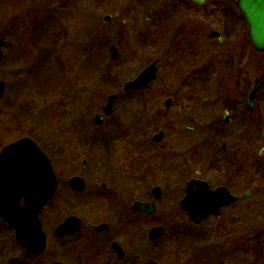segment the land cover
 <instances>
[{
  "label": "flooded vegetation",
  "instance_id": "flooded-vegetation-1",
  "mask_svg": "<svg viewBox=\"0 0 264 264\" xmlns=\"http://www.w3.org/2000/svg\"><path fill=\"white\" fill-rule=\"evenodd\" d=\"M94 1L97 7L112 6L113 3V0ZM148 1L151 4L146 5L156 11L157 25L171 27L173 30L171 37L160 36V40L165 38V41L161 42L164 44L162 55L153 60L157 62L156 74L149 83L125 88V83L138 77L153 62L151 61L136 75L126 79L111 93L116 95L112 113L104 114L102 122L98 123L95 121L96 115L103 113L102 107L93 121L96 125H102L106 117L113 115L115 105L121 103L130 110L138 108L139 121L156 125H141L139 130L134 127L133 131L124 134L121 141L124 155L114 154L123 161V165L111 163L101 167L97 164L90 171L68 165L63 176L58 175L54 168L57 177L54 196L38 213L42 231L46 236L45 246L40 254L27 249L16 238L13 226L0 215V264H228L226 242L223 238L219 245L205 244L196 248L193 254V250H188L186 243H178L180 241L177 240V235H188L196 231L205 234V230L201 229L204 223H209L208 229L222 236L233 229L237 232L239 205L244 199L221 206L217 214L213 212L199 222L190 219L189 210L182 203L188 194L186 187L194 179L206 182L211 190L226 188L230 194L236 196L249 191L250 197L255 190L264 194V187L258 185L262 181L258 177L263 178L264 175V75L255 72L257 55L264 54V51L256 50L250 41L249 24L240 11L239 0ZM118 16V13L107 14L103 17V23L114 18L120 24L126 22ZM106 17L109 18L106 20ZM211 17L217 26L207 31ZM224 27L236 31L243 28L247 30L245 35L233 36V42L241 41L244 49L236 47L233 55L229 52V65H226V69L230 67V72L225 69L224 83L217 86L211 82V59L201 41L206 32L210 39H216L218 43L227 41L228 37L222 31ZM212 30L217 34H212ZM0 34L3 54L0 81L5 84L0 98L2 104L9 87L7 75L3 73L4 63L18 52L19 46L17 38L9 40L2 31ZM233 37L228 40H234ZM113 43L109 47L114 45L118 49L119 57L120 48ZM219 55L222 56L221 53ZM163 65L168 67V74L173 76L191 69L187 80L195 81V76H199L204 82L200 85L192 83L197 87L193 94L188 90L191 85L187 81L176 85L177 87L163 83L153 90L151 82L158 77ZM253 78L254 81L259 80V87L254 98L250 99ZM201 89L207 99L204 106L197 107L198 104L195 106L193 98L195 92ZM153 96L160 99H152ZM196 108L203 114L199 115ZM201 122L205 124L204 131L198 134L195 129ZM234 122L235 130L228 129ZM17 129V123L8 112L0 111V155L6 146L22 138H30L43 154L50 157L47 148L32 132L19 136ZM197 134L201 137L200 142L194 136ZM90 136L91 140L86 145L88 153L91 152L93 156L94 145L100 139L102 143L104 141L98 134ZM202 147L213 151L220 159L228 157L233 163L224 165L218 161L196 162L199 160H195L194 156ZM114 150L113 148L111 151L115 153ZM9 161V157L4 158L0 164V201H9L12 198V202L13 185L18 182L19 173L9 167ZM80 163L82 169L88 166L86 159ZM244 172H249L252 183L257 184L256 187L242 192ZM147 173L157 174V180H146ZM31 175L30 192L40 197L41 189L36 190V185L42 182L44 175L38 171ZM58 193L59 210L50 214V203ZM17 194L20 195L19 205L23 206L27 200L23 196L24 190L21 193L17 191ZM100 205L105 206L106 211L102 216L98 213ZM232 207H235L234 212L229 211ZM68 218H72L66 227L68 230L64 234H56L58 226ZM159 227L162 228L161 233L152 231ZM4 230L13 233L18 248L28 256L27 259L16 256L1 258V237ZM169 234L173 235L176 242L173 245L163 244L162 240ZM240 246L241 244L239 248ZM241 249L239 254H242ZM253 252L251 260L239 258L237 264H264V245L254 246Z\"/></svg>",
  "mask_w": 264,
  "mask_h": 264
},
{
  "label": "rangeland",
  "instance_id": "rangeland-1",
  "mask_svg": "<svg viewBox=\"0 0 264 264\" xmlns=\"http://www.w3.org/2000/svg\"><path fill=\"white\" fill-rule=\"evenodd\" d=\"M94 2L0 0V31L6 39L17 38L19 46L18 52L4 63L3 73L7 75L9 87L4 102L0 104V111L6 110L17 123L19 136L32 132L40 140L47 148L56 173L62 176L66 173L68 165L85 171L94 169L97 164L101 167L111 163L123 165V161L117 159L114 154L124 155L121 150L124 134L133 131L134 127L139 130L141 125H156L139 121L138 108L130 110L121 103L115 105L113 115L106 117L102 125H96L93 120L115 88L162 55L164 44L161 42L165 41V38L160 40V36L171 37L173 34L171 27L157 25L156 11L146 5L150 3L148 0H113L112 6L100 5L101 7H97ZM110 13H118V17L126 22L120 24L118 19L114 18L103 23V17ZM216 26L214 18L211 17L207 31ZM222 29L223 34L228 37L227 41L218 43L216 39H210L207 32L201 41L211 59V82L217 86L224 83L226 76L223 72L226 65H229V52L233 55L236 47L244 49L241 41L233 42V36L245 35L247 30L243 28L239 32L233 28ZM229 37L234 40H228ZM112 42L120 48V55L116 59L112 58L108 48ZM257 56L255 72L264 75V54L258 53ZM163 66L158 72V77L151 82L153 90L163 83L177 87L176 85L187 81L191 85L188 90L193 94V90L197 88L194 85L204 82L199 76H195V81L187 80L191 69L181 70L182 72L173 76L168 74V67ZM226 72H230V67ZM204 94L202 89L195 92V106H204L207 99ZM152 99L159 100L160 97L153 96ZM164 100L165 98L163 105ZM196 112L203 114L198 108ZM197 126L195 131L201 134L205 124L201 122ZM235 127L234 122L227 128L234 131ZM94 133L103 138L104 143L100 139L94 145L92 156L91 152L88 153L86 143L91 140L90 134ZM198 134L194 136L196 141L200 142L201 137L199 138ZM113 148L115 153L111 151ZM111 154L113 155L110 156ZM194 157L199 160L196 162L200 163H233L228 157L220 159L213 151L203 147ZM83 159L88 161L85 169L81 168L80 162ZM157 176L147 173L146 180L155 181ZM262 176L263 178L258 177L262 180L258 185L264 187V175ZM256 184L252 183L250 173L244 172L242 192L256 187ZM59 194H56L50 203V214L59 210ZM239 206L240 220L237 221V232L233 229L235 221L231 226L233 231L224 236L214 233L208 229L209 223H204L201 229L205 230V234L196 231L188 235H177V240L180 241L178 243H186L188 250L192 249L195 254L196 248L205 244L217 246L223 238L226 242L228 264H237L239 258L251 260L254 246L264 245V194L255 190L252 196L242 200ZM99 208V215H104L105 206L100 205ZM231 210L234 212L235 207L229 209ZM13 237V233L3 231L1 258L16 256L27 259L28 256L18 248ZM162 241L167 245L176 243L172 234ZM240 249L242 254H239Z\"/></svg>",
  "mask_w": 264,
  "mask_h": 264
},
{
  "label": "water",
  "instance_id": "water-1",
  "mask_svg": "<svg viewBox=\"0 0 264 264\" xmlns=\"http://www.w3.org/2000/svg\"><path fill=\"white\" fill-rule=\"evenodd\" d=\"M202 2L203 0H195ZM239 6L241 8L243 16L249 24L248 34L250 41L253 42L255 48L259 51H264V0H239ZM109 18V17H107ZM106 18V20H107ZM212 34L216 35L217 32L212 30ZM2 43V37L0 35V46ZM112 53V57H118V49L114 45L109 47ZM2 59V51L0 49V63ZM156 61L152 62L148 67H145L138 77L134 80L125 83V88L143 85L149 83L156 74ZM259 80L254 81L252 92L250 93V99H253L259 85ZM5 90L4 81H0V98ZM116 95L111 94L108 96L106 104L103 107L105 114H111L113 109L114 100ZM104 114H97L96 120L98 123L102 122ZM10 159L9 167L13 171L19 173L18 182L13 185L14 198L11 202L0 201V215L4 218L11 227L16 230V238L30 251L35 254H40L45 246L46 236L42 231L40 221L38 219V213L43 206L49 202L54 196V192L57 187V178L54 174V169L51 164V160L40 147L30 138H22L17 142L8 145L0 155V164L4 161V158ZM41 172L42 182L36 185V190L41 189V196H34L30 192V178L34 172ZM76 178H74L75 180ZM188 194L183 201L185 209L189 210L190 219L195 222L201 221L209 214L219 212L221 206L230 204L238 199L249 196L250 192H246L243 195L236 196L230 194L226 188H218L211 190L208 184L204 181L193 180L186 187ZM24 190V195L27 200L23 206L19 205V196L17 191L21 193ZM17 194V196H16ZM17 197V198H16ZM72 218L66 219L56 229V234H64L70 224ZM162 228H156L158 233H161Z\"/></svg>",
  "mask_w": 264,
  "mask_h": 264
}]
</instances>
